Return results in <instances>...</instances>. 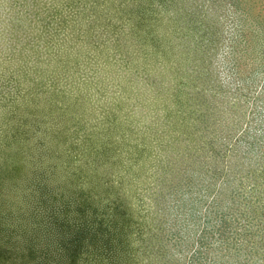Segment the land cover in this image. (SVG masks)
Segmentation results:
<instances>
[{"label": "rangeland", "instance_id": "obj_1", "mask_svg": "<svg viewBox=\"0 0 264 264\" xmlns=\"http://www.w3.org/2000/svg\"><path fill=\"white\" fill-rule=\"evenodd\" d=\"M263 158L264 0H0V264H264Z\"/></svg>", "mask_w": 264, "mask_h": 264}, {"label": "trees", "instance_id": "obj_2", "mask_svg": "<svg viewBox=\"0 0 264 264\" xmlns=\"http://www.w3.org/2000/svg\"><path fill=\"white\" fill-rule=\"evenodd\" d=\"M259 91V90H258ZM257 91V92H258ZM247 125V124H246ZM244 129H245V127L244 128H242L240 131H238L236 134H232L233 135V138H234V140L232 141V142H230V146H232V144L234 143V141L236 140V139H238V137L240 136V134H242V132L244 131ZM263 160H264V158H263ZM217 193V191L214 193V194H216ZM262 207H264V205L262 204ZM263 217H264V212H263ZM263 222H264V218H263ZM264 226V223H263V225H262V227ZM204 229V227L202 228V230ZM264 241V240H263ZM202 242V241H201ZM202 245V244H201Z\"/></svg>", "mask_w": 264, "mask_h": 264}]
</instances>
